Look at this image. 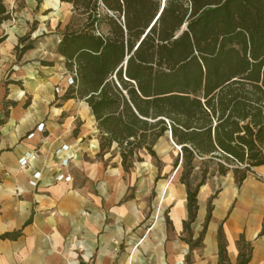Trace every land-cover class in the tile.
<instances>
[{"label":"crops","instance_id":"0c3cea01","mask_svg":"<svg viewBox=\"0 0 264 264\" xmlns=\"http://www.w3.org/2000/svg\"><path fill=\"white\" fill-rule=\"evenodd\" d=\"M2 3L8 17L0 21V264H239L241 248L249 251L245 264H264V165L240 183L230 172L220 175L217 192L200 187L186 227L181 163H165L172 172L164 194L170 202L160 222L149 213V195L154 200L158 192L154 181L129 196L138 174L123 169L115 144L100 152L88 104L64 98L71 75L57 46L71 4ZM62 144L69 145L67 167L54 155ZM33 151L30 166L20 167L18 159ZM35 171L41 177L33 186ZM59 171L71 180L55 181Z\"/></svg>","mask_w":264,"mask_h":264},{"label":"trees","instance_id":"16d2710c","mask_svg":"<svg viewBox=\"0 0 264 264\" xmlns=\"http://www.w3.org/2000/svg\"><path fill=\"white\" fill-rule=\"evenodd\" d=\"M60 1L72 6L57 46L73 81L64 98L88 104L100 152L115 144L126 171L140 150L157 158L153 146L170 133L186 227L203 185L190 183L195 160L205 174L217 159L216 172L237 183L264 165V0ZM210 216L209 200L204 228ZM238 257L245 264L249 251Z\"/></svg>","mask_w":264,"mask_h":264},{"label":"rangeland","instance_id":"374dc122","mask_svg":"<svg viewBox=\"0 0 264 264\" xmlns=\"http://www.w3.org/2000/svg\"><path fill=\"white\" fill-rule=\"evenodd\" d=\"M177 146L178 145L174 144L173 141L169 139V134L165 133L154 147L158 153V159H153L145 150H140L137 156L134 157L131 167L127 170L130 174H138L134 181V185L129 187V196L133 195L135 188H140V193L148 191L154 181V188H156L158 192L154 194L156 196L154 200L153 195H149V201L153 204V208L150 204L149 213L152 211V214L163 223L165 222V216L168 212V207H166V205L170 202V199L164 194H166L168 190L169 180L172 174L171 169L165 172V163L173 164L174 159L180 151ZM163 160H166V162ZM216 162L217 159H213L209 162L208 172L202 174L200 168H202L203 165H201L199 159L195 160L194 168L189 177L191 186L203 181V185L200 188L201 190L205 187H209L212 192L219 191L220 175L215 170ZM200 230L201 224L197 227L196 234H198Z\"/></svg>","mask_w":264,"mask_h":264},{"label":"built area","instance_id":"2783aa9c","mask_svg":"<svg viewBox=\"0 0 264 264\" xmlns=\"http://www.w3.org/2000/svg\"><path fill=\"white\" fill-rule=\"evenodd\" d=\"M72 78H69V84H71ZM43 125L39 124L38 125V129H42ZM31 134H29V136H31ZM179 149L180 147L177 146ZM69 150V145L67 144H62L60 147L55 149L54 155L57 157V159L59 160V164L61 167H67L69 164V159H70V155H67L66 153ZM37 157V153L36 152H28L23 154L19 159H18V164L20 167H26L28 168L30 166V162L35 159ZM41 177V173L38 171H35L32 175V178L30 179V184L35 186L38 184L39 179ZM71 177L68 174H64L62 171H59L58 174L55 176V181H70Z\"/></svg>","mask_w":264,"mask_h":264},{"label":"water","instance_id":"95a60500","mask_svg":"<svg viewBox=\"0 0 264 264\" xmlns=\"http://www.w3.org/2000/svg\"><path fill=\"white\" fill-rule=\"evenodd\" d=\"M170 134V133H169ZM171 137V136H170Z\"/></svg>","mask_w":264,"mask_h":264}]
</instances>
